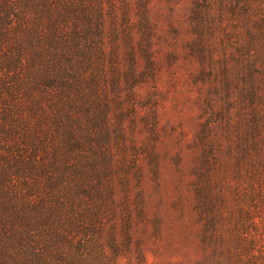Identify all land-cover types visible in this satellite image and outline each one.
<instances>
[{
	"label": "rangeland",
	"instance_id": "374dc122",
	"mask_svg": "<svg viewBox=\"0 0 264 264\" xmlns=\"http://www.w3.org/2000/svg\"><path fill=\"white\" fill-rule=\"evenodd\" d=\"M148 2L153 76L135 86L132 103L127 89L114 96L110 44L106 67H100L98 76L95 53L82 54L92 63L86 95L92 113L78 118L75 127H64L63 134L66 138L67 131L77 130L83 137L96 136L86 139L85 156H75L68 169L63 166L67 179L80 166L88 170L82 174L88 186L82 193L86 212L93 220L97 212L104 213L102 241L115 221L121 244L117 264H264V0ZM134 3L130 0V15L136 21ZM139 29L134 24L135 43L141 38ZM116 56L120 71L126 54L121 50ZM137 56L136 68L143 70V57ZM74 67L64 60L59 65H29L27 73L62 77L71 75ZM95 85L111 101L106 144L97 121L102 97ZM38 88L37 83L22 87L27 102L53 105L52 97L33 98L32 90ZM118 97L124 99V110ZM49 138L52 153L55 146ZM65 138L55 141L72 161L70 137ZM108 156L113 157L117 173L128 162L137 171L126 188L113 182L110 201L105 192L96 193L95 179L100 176L94 173L97 169L103 174ZM48 161H53L52 155ZM15 164L26 173L23 162ZM22 181L26 180L15 183ZM45 182L46 177L39 180L43 186ZM62 191L70 196V189ZM126 194L130 203L139 197L141 207H128L129 223L122 229L119 205L126 202ZM114 204L117 212L111 209ZM109 251L106 247L105 261Z\"/></svg>",
	"mask_w": 264,
	"mask_h": 264
},
{
	"label": "trees",
	"instance_id": "16d2710c",
	"mask_svg": "<svg viewBox=\"0 0 264 264\" xmlns=\"http://www.w3.org/2000/svg\"><path fill=\"white\" fill-rule=\"evenodd\" d=\"M134 4L136 21L130 15V0H0V165L5 167L0 168V190L4 192L0 193V264H117L121 244L116 238L115 221L102 241L104 213L97 212L93 220L95 217L86 212L82 193L88 186L82 174L88 170L78 167L70 181L63 167L68 169L76 158L85 156L86 139L96 134L83 137L77 130L75 134L67 131L65 138L63 128L75 127L78 118L92 113L86 101L92 63L82 54L95 53L93 63L98 68V76L100 67H106L104 56L110 44L109 53L113 57L110 66L114 72L109 79L115 89L114 96L117 98L121 89H127L130 103L135 86L153 76L149 2L135 0ZM134 24L141 31L136 43ZM121 50L126 58L125 66L119 71L120 58L116 53ZM33 52L40 54L35 56ZM138 53L144 60L143 70L136 68ZM64 60L75 66L71 75L27 73L29 65H59ZM31 83L40 87L32 90L33 98L37 101L43 96L52 97L53 105L41 107V102L38 105L27 102V92L22 87ZM95 92L102 97L101 120L97 121L104 131L102 143L106 144L111 132V101L105 93L100 94L98 85ZM123 101L122 97L116 101L120 110L125 109ZM117 125L120 129L124 126L121 117ZM50 136L55 146L52 153L47 147ZM64 138H69L72 161L55 141ZM6 159H10V164L5 163ZM18 161L23 162L22 172L26 170V173H20L19 165L15 164ZM113 161L108 156L103 174L94 170L100 176L95 179L96 193L105 192L109 201L113 197V182L118 180L126 188L136 171L134 163L128 162L117 173ZM47 164L52 166L47 169ZM53 166L58 170L54 171ZM45 177L43 186L39 180ZM16 179L26 181L16 184ZM63 187L70 189V196L63 193ZM123 198L126 202L121 201L119 208L122 229H125L129 223L128 207L141 206L139 197H132V203L129 195ZM18 205L27 209L22 211ZM116 208L114 204L111 209L115 212ZM89 216L92 217L88 221ZM123 241L127 243L126 235ZM106 247L110 250L107 263L103 257Z\"/></svg>",
	"mask_w": 264,
	"mask_h": 264
}]
</instances>
